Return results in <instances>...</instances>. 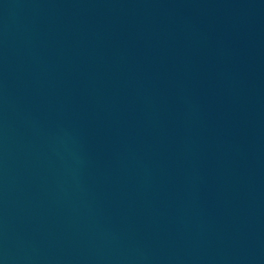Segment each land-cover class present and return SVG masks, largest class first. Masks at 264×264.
<instances>
[{
    "label": "water",
    "instance_id": "water-1",
    "mask_svg": "<svg viewBox=\"0 0 264 264\" xmlns=\"http://www.w3.org/2000/svg\"><path fill=\"white\" fill-rule=\"evenodd\" d=\"M0 264H264V0H0Z\"/></svg>",
    "mask_w": 264,
    "mask_h": 264
}]
</instances>
